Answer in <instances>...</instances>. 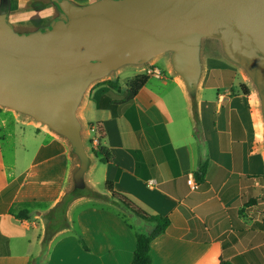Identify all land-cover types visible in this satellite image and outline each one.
Masks as SVG:
<instances>
[{
	"label": "crops",
	"instance_id": "crops-1",
	"mask_svg": "<svg viewBox=\"0 0 264 264\" xmlns=\"http://www.w3.org/2000/svg\"><path fill=\"white\" fill-rule=\"evenodd\" d=\"M74 1L86 5L85 0ZM10 2L11 22L17 28L44 27L58 14L49 0ZM32 11L36 14L28 18ZM219 44L221 51L210 45L202 53L196 98L199 134L194 103L171 60L165 70L156 66L164 54L149 70L160 71L162 77L151 75L133 100L126 99L123 87L116 91L103 84L89 91L78 113L91 159L85 181L106 200L73 201L66 212L67 226L48 244L44 238L49 215L73 189L79 161L64 137L3 111L0 125L11 129L9 136L16 142L12 162H6L0 146V264H132L135 230L150 233L153 227L129 220L131 229L118 213L121 209L110 203L108 182L148 213L170 218L167 231L151 244L152 264H220L227 244V260L248 254L250 264H264V230L251 228L264 224L262 111L248 77ZM97 123L108 133L102 141L96 128H90ZM99 145L114 153L112 162L103 163L92 152ZM203 160H208L206 182L194 190L188 180L195 179ZM25 209L30 211L28 220L10 214ZM230 209L242 211L245 231L233 230ZM80 235L90 251L80 243Z\"/></svg>",
	"mask_w": 264,
	"mask_h": 264
},
{
	"label": "water",
	"instance_id": "water-1",
	"mask_svg": "<svg viewBox=\"0 0 264 264\" xmlns=\"http://www.w3.org/2000/svg\"><path fill=\"white\" fill-rule=\"evenodd\" d=\"M58 14L19 34L10 0L0 4V107L48 127L71 145L79 166L73 189L88 192L91 159L79 108L89 86L128 65L171 54L196 102L204 39L221 42L259 91L264 123V0H49ZM32 24H29L31 26ZM34 26V25H32ZM21 29V28H18Z\"/></svg>",
	"mask_w": 264,
	"mask_h": 264
},
{
	"label": "trees",
	"instance_id": "trees-1",
	"mask_svg": "<svg viewBox=\"0 0 264 264\" xmlns=\"http://www.w3.org/2000/svg\"><path fill=\"white\" fill-rule=\"evenodd\" d=\"M149 79L150 76L148 74H140L128 80L125 87L127 91L126 99L133 100L137 96L139 91L147 84ZM105 84L113 90L116 91L121 90V85L118 82L107 81ZM245 94H248V92L245 91ZM193 103L195 107V116L197 121L196 132L197 134H199L200 133L199 116L196 108V102ZM113 115H115L114 112ZM90 128H96V130L98 131L100 141L107 138L108 136L107 130L101 123L90 124ZM92 152L96 156H100L101 158L100 160L103 163L112 162L115 158L114 153L109 148L101 145H99L96 148H92ZM207 170H208V160L201 161L199 169L195 173V180L201 185H203L206 182ZM106 189L111 194L110 203L121 209V212L118 213L127 221L131 229L135 230L134 226L131 225L129 222L130 217L128 214L135 216L136 218H138L139 221H142L144 223L146 222L147 224H150L153 227V230L150 233H141L138 230H135L136 250L132 261V264H152L151 244L156 238H158L167 231V229L171 225L170 218L168 216L152 215L148 213L138 204H136L133 200H131L129 197L117 192L114 189L113 183L111 182L106 183ZM78 194L81 196L86 194L92 198L104 199V197L101 194L94 192L92 190L88 192H78ZM74 199H75L74 195H66L61 201V203L58 205V207L50 215L47 232L44 238L45 244H48L50 242L55 232L60 227L67 226L66 212ZM122 211L128 214L125 215ZM10 214L13 215L18 220L30 219V211L28 209H25L24 211L18 214H16L13 210H10ZM241 214H242L241 210L238 209L229 210L231 224L233 230L236 232H243L247 229V226H245L240 221ZM251 228L253 230H264V224L255 223ZM80 243L82 244V246L86 251H90V249L88 248L87 244L85 243L81 235H80ZM227 251H228V244L225 245L224 247L225 254H221L220 256L219 259L220 264H250L248 254L236 255L232 259L227 260V256H228Z\"/></svg>",
	"mask_w": 264,
	"mask_h": 264
},
{
	"label": "rangeland",
	"instance_id": "rangeland-1",
	"mask_svg": "<svg viewBox=\"0 0 264 264\" xmlns=\"http://www.w3.org/2000/svg\"><path fill=\"white\" fill-rule=\"evenodd\" d=\"M93 1H96V0H85L84 4H88V3H91ZM73 2H75L73 0ZM34 9V8H33ZM35 15L36 12L32 11V13H30V15H27L28 18H31L32 15ZM35 17V16H34ZM34 17H32V19H34ZM28 20V19H27ZM32 29H34V26H29V24H26L23 28L21 29H16L17 32L19 34H24V33H29ZM210 45H212L216 50H220V44H219V41L218 40H212V39H206L203 41V44H202V53L206 50L208 51L209 50V47ZM171 60V54L170 53H166L164 54L163 56H161L160 60H159V63H157V67L158 68H161L162 70H165V66L167 65V63ZM153 62H149L148 64L146 65H128V66H125L123 68H121L120 70L112 73L110 76L108 77H105L101 80H98V81H95L93 82L88 90L86 91V94L84 96V100L87 99V95L89 93V91L93 88V87H96L97 85H103L105 84L107 81H114V82H118L121 87H123V89H125L126 87V83L128 80L134 78L135 76L137 75H140V74H146L149 72L150 70V65L152 64ZM242 71L245 73V75L248 77L249 81L251 82L252 86H253V89L255 90V94H256V98L259 102V105H260V108H261V101H260V97H259V91L256 87V85L254 84V82L250 79V77L248 76V74L246 73V71L241 67ZM108 88H110L109 86H107ZM111 89V88H110ZM112 90V89H111ZM120 97H124L123 94L120 95ZM83 105V102L81 104V106ZM11 111V112H15L13 110H10V109H7V108H3V107H0V115L3 114V111ZM81 110V109H79ZM17 113V112H15ZM80 114V111L78 112ZM18 115H20V117H22L23 119H26L27 121L31 122V124L34 126H38V127H42L44 125L40 124V123H37L35 122L33 119L27 117V116H24V115H21L18 113ZM1 120V118H0ZM0 124H1V121H0ZM48 128V127H47ZM31 130L32 132L34 131L33 127H31ZM8 131H11V129H8V128H2V126L0 125V138H3L4 141L0 142V146L3 148V154L5 155V159H6V162H12L13 159V155H11V151H12V148L15 146V139L14 137L12 136H9V132ZM31 146L35 147V142L31 143ZM89 151V149H88ZM91 153V151H89ZM100 202L103 204L105 203V198L104 199H99ZM108 201V200H107ZM117 208V207H116ZM119 209V208H117ZM123 212V211H122ZM125 215L128 214L126 212H123ZM129 217H130V220L132 222H136L138 221V218H136L135 216H132L130 214H128ZM50 219V215H49V218L48 220ZM146 223V222H145ZM150 225V224H149ZM228 253V251H227ZM233 254H235V251L233 250L232 251Z\"/></svg>",
	"mask_w": 264,
	"mask_h": 264
},
{
	"label": "built area",
	"instance_id": "built-area-1",
	"mask_svg": "<svg viewBox=\"0 0 264 264\" xmlns=\"http://www.w3.org/2000/svg\"><path fill=\"white\" fill-rule=\"evenodd\" d=\"M149 76H154L157 78H161L162 77V73L160 71H155V72H151L149 71L148 73ZM188 184L194 189V190H199L200 189V183H198L193 177H190L188 180Z\"/></svg>",
	"mask_w": 264,
	"mask_h": 264
},
{
	"label": "flooded vegetation",
	"instance_id": "flooded-vegetation-1",
	"mask_svg": "<svg viewBox=\"0 0 264 264\" xmlns=\"http://www.w3.org/2000/svg\"><path fill=\"white\" fill-rule=\"evenodd\" d=\"M35 5H33V7H34ZM35 22H37V24L40 22L38 19H35Z\"/></svg>",
	"mask_w": 264,
	"mask_h": 264
}]
</instances>
